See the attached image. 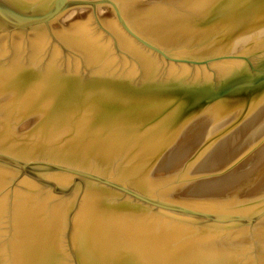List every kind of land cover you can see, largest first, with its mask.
<instances>
[{"label": "water", "instance_id": "1", "mask_svg": "<svg viewBox=\"0 0 264 264\" xmlns=\"http://www.w3.org/2000/svg\"><path fill=\"white\" fill-rule=\"evenodd\" d=\"M0 264H264V0H0Z\"/></svg>", "mask_w": 264, "mask_h": 264}]
</instances>
